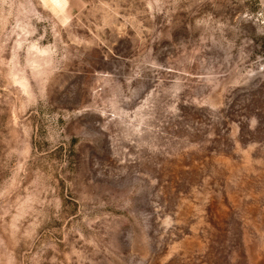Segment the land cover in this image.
<instances>
[{"label":"rangeland","instance_id":"rangeland-1","mask_svg":"<svg viewBox=\"0 0 264 264\" xmlns=\"http://www.w3.org/2000/svg\"><path fill=\"white\" fill-rule=\"evenodd\" d=\"M0 264H264V0H0Z\"/></svg>","mask_w":264,"mask_h":264}]
</instances>
